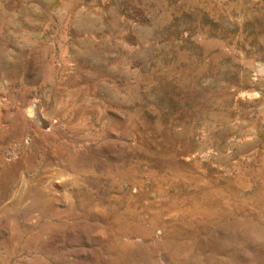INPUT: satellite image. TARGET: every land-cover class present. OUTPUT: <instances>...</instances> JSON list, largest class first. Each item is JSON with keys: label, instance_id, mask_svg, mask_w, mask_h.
Instances as JSON below:
<instances>
[{"label": "rangeland", "instance_id": "1", "mask_svg": "<svg viewBox=\"0 0 264 264\" xmlns=\"http://www.w3.org/2000/svg\"><path fill=\"white\" fill-rule=\"evenodd\" d=\"M0 264H264V0H0Z\"/></svg>", "mask_w": 264, "mask_h": 264}]
</instances>
